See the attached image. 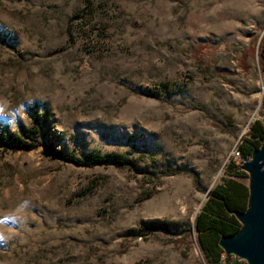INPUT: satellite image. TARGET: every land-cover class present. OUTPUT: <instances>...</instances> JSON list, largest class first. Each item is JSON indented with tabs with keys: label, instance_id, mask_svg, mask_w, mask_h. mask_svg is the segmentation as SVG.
Listing matches in <instances>:
<instances>
[{
	"label": "rangeland",
	"instance_id": "rangeland-1",
	"mask_svg": "<svg viewBox=\"0 0 264 264\" xmlns=\"http://www.w3.org/2000/svg\"><path fill=\"white\" fill-rule=\"evenodd\" d=\"M263 37L264 0H0V125L31 130L0 146V264H210L195 220L264 120Z\"/></svg>",
	"mask_w": 264,
	"mask_h": 264
},
{
	"label": "trees",
	"instance_id": "trees-1",
	"mask_svg": "<svg viewBox=\"0 0 264 264\" xmlns=\"http://www.w3.org/2000/svg\"><path fill=\"white\" fill-rule=\"evenodd\" d=\"M260 55L261 69L264 72V37L260 43ZM30 132L31 130L23 128L20 133L14 132L0 125V146L11 148L13 151L26 149L30 145L24 136H30ZM263 142L264 120L257 118L250 124L248 134L242 138L240 147L245 154L252 155ZM68 160L74 159L68 156ZM104 162H107V159L98 158L85 161L83 164L94 165ZM246 174L247 172L234 162L227 165L224 176L209 192L207 201L196 217L195 230L198 241L210 264H231L223 262L226 251L220 240L223 236L235 235L242 228L236 213L246 211L249 207V185L241 180ZM234 264L247 263L239 261Z\"/></svg>",
	"mask_w": 264,
	"mask_h": 264
},
{
	"label": "water",
	"instance_id": "water-1",
	"mask_svg": "<svg viewBox=\"0 0 264 264\" xmlns=\"http://www.w3.org/2000/svg\"><path fill=\"white\" fill-rule=\"evenodd\" d=\"M244 169L250 174L249 207L236 214L247 228L223 236L220 243L228 254L247 259V264H264V142L254 150Z\"/></svg>",
	"mask_w": 264,
	"mask_h": 264
},
{
	"label": "built area",
	"instance_id": "built-area-1",
	"mask_svg": "<svg viewBox=\"0 0 264 264\" xmlns=\"http://www.w3.org/2000/svg\"><path fill=\"white\" fill-rule=\"evenodd\" d=\"M250 127V126H249ZM242 143V139H240L239 142L236 143V145L233 147L230 155V160L226 165H229L231 162H234L236 165H238L241 169H244V165L247 164L251 158L252 155H247L245 154L241 147L240 144Z\"/></svg>",
	"mask_w": 264,
	"mask_h": 264
}]
</instances>
